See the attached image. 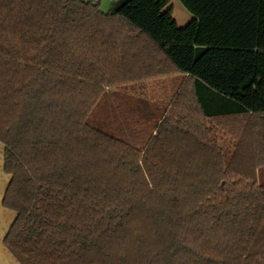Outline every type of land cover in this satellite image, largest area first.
<instances>
[{"label":"trees","instance_id":"obj_1","mask_svg":"<svg viewBox=\"0 0 264 264\" xmlns=\"http://www.w3.org/2000/svg\"><path fill=\"white\" fill-rule=\"evenodd\" d=\"M178 1L0 0L19 264H264V0ZM174 75L157 115L113 92Z\"/></svg>","mask_w":264,"mask_h":264},{"label":"rangeland","instance_id":"obj_2","mask_svg":"<svg viewBox=\"0 0 264 264\" xmlns=\"http://www.w3.org/2000/svg\"><path fill=\"white\" fill-rule=\"evenodd\" d=\"M168 9L171 10L172 16L176 20L179 28L188 24L187 18L191 15L183 8L178 0H168ZM100 9L107 12L111 0H99ZM182 83L180 75L157 78L147 81L143 86H124L120 90L115 91V94L128 96L131 99V105H138L139 102L147 106L148 111H153L156 115L161 110L169 106ZM140 88V89H139ZM130 104V100H127ZM1 175V174H0Z\"/></svg>","mask_w":264,"mask_h":264},{"label":"crops","instance_id":"obj_3","mask_svg":"<svg viewBox=\"0 0 264 264\" xmlns=\"http://www.w3.org/2000/svg\"><path fill=\"white\" fill-rule=\"evenodd\" d=\"M187 21H191L192 16L187 18ZM176 21V20H175ZM0 174L6 181L5 184L0 187V264H19L18 261L10 254L5 248L3 240L8 232L12 222L15 219L16 214L2 206V199L5 193L7 184L9 183L10 176L3 172V145L0 143Z\"/></svg>","mask_w":264,"mask_h":264},{"label":"bare ground","instance_id":"obj_4","mask_svg":"<svg viewBox=\"0 0 264 264\" xmlns=\"http://www.w3.org/2000/svg\"><path fill=\"white\" fill-rule=\"evenodd\" d=\"M5 180L2 178V176L0 175V187H2L5 184Z\"/></svg>","mask_w":264,"mask_h":264}]
</instances>
